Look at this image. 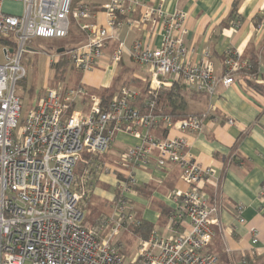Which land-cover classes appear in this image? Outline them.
<instances>
[{"label":"built area","instance_id":"1","mask_svg":"<svg viewBox=\"0 0 264 264\" xmlns=\"http://www.w3.org/2000/svg\"><path fill=\"white\" fill-rule=\"evenodd\" d=\"M3 1L0 35L10 46L0 47L4 56L0 64V264H218L207 250L215 208L196 187L213 172L196 161L184 134L201 130L207 117L213 122L219 118L207 112L175 119L157 108L154 98L175 80L190 91L213 96L219 86L232 85L235 74L248 69L249 62L233 47L223 52L220 74L208 51L198 61L189 60L183 41L187 15L182 10L166 13L141 0H106L102 8L107 17L100 25L86 21L94 15L88 6L71 8L73 0H11L22 4L20 14L4 12ZM138 6V17L133 18ZM70 16L86 34L84 42L64 50L80 73L101 62L107 40L117 42L107 65L113 68L120 62L125 45L116 33L123 25H146L150 34L158 27V45L137 39L128 50L132 61L148 74L147 89L141 92L123 84L103 104L98 93L83 84L49 87L21 119L16 86L26 75L22 54L35 38L66 37ZM57 60L58 54L52 53L49 63ZM141 96L142 109L135 105ZM225 123L232 125L234 120L227 117ZM172 129L179 134L169 135ZM117 132L139 142L121 154L119 164L128 172L116 178L111 214L85 227L83 202L97 176L111 169L102 160L86 161L81 174L75 173V167L83 152L104 155ZM151 161L158 167L176 165L188 187L171 192L175 207L166 216L169 234L153 229L146 238H139L135 258L126 263L120 245L111 243L110 236L140 226L128 194L136 186L133 168ZM241 210L238 205V214ZM238 221L244 219L239 215ZM250 239L251 244L259 242L254 229Z\"/></svg>","mask_w":264,"mask_h":264},{"label":"crops","instance_id":"2","mask_svg":"<svg viewBox=\"0 0 264 264\" xmlns=\"http://www.w3.org/2000/svg\"><path fill=\"white\" fill-rule=\"evenodd\" d=\"M141 1L149 7H160L166 13L177 10L186 13L183 41L189 60L198 61L202 53L208 51L216 72L220 74L223 52L233 47L241 53L244 60L254 59L257 62L258 73L254 78L239 72L235 74L232 85L219 86L213 96L204 93L187 94L191 113L210 112L218 116L219 121L213 122L207 117L201 130L186 133L184 137L187 149L196 161L203 167H210L213 172L196 185L208 196L209 205L215 208L210 215L213 237L207 247L208 252L216 256L218 264H264V0ZM105 2L106 0H74L75 7L86 5L94 13L87 22L100 25L105 24L107 17L102 8ZM1 9L7 13L20 14L22 4L6 0L2 2ZM136 9L133 18L138 17L139 6ZM235 17L240 21L238 26L233 25ZM75 23L78 28L76 20ZM148 30L149 26L146 25H123L116 33L117 38L125 45L120 62L113 68L107 65V60L117 45L116 41L107 40L104 58L95 68L86 73L71 69V72L78 75V82L73 86L83 84L88 88L109 89L118 78L116 89L123 84H130L143 92L141 87L147 85L148 74L132 61L128 50L137 39L145 40L153 46L158 45V27L151 34ZM85 40L86 37L74 41L71 46ZM50 58L51 54L48 56V63ZM251 80L260 89L249 86L248 81ZM143 99V96L139 97L135 105L142 108ZM227 117L232 118L234 124H226ZM166 133L164 131L163 135ZM155 134L161 133L157 131ZM178 134L175 129L169 131V135ZM138 142L139 140L125 132H117L110 151L106 157L102 156L111 171L97 176L87 199L98 197L109 205V211L102 215L111 214L117 189L116 178L123 177L128 172V168L118 164L119 156ZM133 174L136 186L128 195L136 216L150 223L160 233L168 235L169 232L165 229L166 216L175 207L171 192L175 188L188 187L180 179L179 168L176 165L158 167L151 161L144 167L133 168ZM238 205H242L239 214L236 211ZM239 215L244 219L242 223L238 221ZM252 229L259 234L257 244H251Z\"/></svg>","mask_w":264,"mask_h":264},{"label":"rangeland","instance_id":"3","mask_svg":"<svg viewBox=\"0 0 264 264\" xmlns=\"http://www.w3.org/2000/svg\"><path fill=\"white\" fill-rule=\"evenodd\" d=\"M71 43H74V41L71 39L70 36L62 38H35L29 47L30 49H35V51L27 50L22 54L21 63L26 71V75L22 81H19L17 83L16 86V92L20 96L22 102V107L20 110L21 119L26 116L28 110L36 102L37 98L44 93L46 88L65 86L73 87V85L78 82V75L74 71L71 72V69L73 68H71L70 63L66 67V77L63 79L62 82H56V80L52 76L50 63H48L47 61L49 54L55 53V49L63 47L65 45H69ZM39 45H42V47H39ZM46 51H51L52 53L48 54ZM3 62L4 56L0 49V64ZM115 87L116 82L114 81V84L111 88H109L108 91L112 89L114 90ZM104 89L105 88L103 87L98 89L88 88L90 92L96 93H103L102 90ZM189 92L192 94L198 93L195 91ZM189 113H191L190 109ZM109 151L110 149L103 155V157H106V154ZM123 152H121V154ZM121 154L119 156L118 162L120 161ZM101 202L102 200L98 197H93L91 200H85L83 202V209L85 214L83 225L85 227L93 226L100 215L104 214V212L109 211V205L105 204L104 201L102 203ZM109 234V229H106L104 231V235L108 237ZM138 236L142 238L140 235H137L132 229H123L118 235L110 236L111 243L120 245L126 263L132 262V260L136 256V248L139 241ZM25 264L29 263L25 262Z\"/></svg>","mask_w":264,"mask_h":264},{"label":"trees","instance_id":"4","mask_svg":"<svg viewBox=\"0 0 264 264\" xmlns=\"http://www.w3.org/2000/svg\"><path fill=\"white\" fill-rule=\"evenodd\" d=\"M74 7H75V3L73 0L71 8H74ZM69 19H70V26H69L68 35L66 37L70 36L71 39L75 42L85 39L86 35L85 33H81L82 30L79 27H78L79 29L77 28L75 19L72 18L71 16ZM236 20H239V19L235 17L233 21L235 22ZM3 46H7V47L10 46V41L8 39L2 38L0 35V47H3ZM63 47L65 48V51H66L70 47H73V46L69 44ZM248 62H249V68L243 69L240 72L248 74L250 78H254V75H257L258 73L257 62L254 59L249 60ZM69 63L70 62H69L68 57L66 56L65 52H63V53L58 54V60L55 63L50 64L52 76L56 80V82H62L63 79L66 77V72H67L66 67L68 66ZM23 79H21L20 81H22ZM115 81L116 83H118L119 79L116 78ZM248 85L255 89H260L259 85H257L254 80H251V82L248 81ZM146 89H147V85H144L143 87H141V90L143 92H145ZM108 90L109 89L102 90L103 93L98 92L103 104L107 102V100L111 97V95L116 90V88L114 90L113 89L110 91ZM189 91L190 90L186 89L178 80L173 81L169 87L160 88L156 92V96L154 99L157 103V108H160L164 113L170 115L171 117L175 119L182 118V117L189 115L190 114L189 104L187 100V94L189 93ZM102 156L103 155L83 152L81 155L80 161L77 163L75 167V173L77 174L82 173V171L86 168V161H92V162L97 161V160L99 161V160H102ZM153 229L154 228L150 223L141 220L140 226L138 228H133V231L137 235H140L142 238H146Z\"/></svg>","mask_w":264,"mask_h":264},{"label":"water","instance_id":"5","mask_svg":"<svg viewBox=\"0 0 264 264\" xmlns=\"http://www.w3.org/2000/svg\"><path fill=\"white\" fill-rule=\"evenodd\" d=\"M64 50H65L64 47H59V48L55 49V52H56L57 54H60V53L64 52ZM3 52L5 53V50H4ZM8 52L11 53L12 50L9 49Z\"/></svg>","mask_w":264,"mask_h":264}]
</instances>
